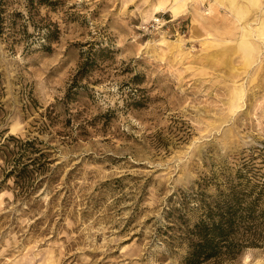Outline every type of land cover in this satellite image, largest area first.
Returning a JSON list of instances; mask_svg holds the SVG:
<instances>
[{"label": "rangeland", "instance_id": "obj_1", "mask_svg": "<svg viewBox=\"0 0 264 264\" xmlns=\"http://www.w3.org/2000/svg\"><path fill=\"white\" fill-rule=\"evenodd\" d=\"M231 193L201 264H264V0H0V264H182Z\"/></svg>", "mask_w": 264, "mask_h": 264}, {"label": "trees", "instance_id": "obj_2", "mask_svg": "<svg viewBox=\"0 0 264 264\" xmlns=\"http://www.w3.org/2000/svg\"><path fill=\"white\" fill-rule=\"evenodd\" d=\"M89 58L81 64L75 79L89 68ZM75 80V82H76ZM254 204L242 205L234 193L217 205L215 213H207L206 218L194 224L191 231L190 247L182 264H201L206 260L223 255L233 257L242 247L256 244L251 237H237L236 229L252 221Z\"/></svg>", "mask_w": 264, "mask_h": 264}, {"label": "built area", "instance_id": "obj_3", "mask_svg": "<svg viewBox=\"0 0 264 264\" xmlns=\"http://www.w3.org/2000/svg\"><path fill=\"white\" fill-rule=\"evenodd\" d=\"M160 21V18L159 17H155L154 20H152L151 23L145 25V27L149 28L150 26H153L155 23L159 22Z\"/></svg>", "mask_w": 264, "mask_h": 264}, {"label": "bare ground", "instance_id": "obj_4", "mask_svg": "<svg viewBox=\"0 0 264 264\" xmlns=\"http://www.w3.org/2000/svg\"><path fill=\"white\" fill-rule=\"evenodd\" d=\"M221 1H222V0H221ZM249 3H250V2H249ZM182 5H183V4H182ZM175 6H176V4H175ZM178 6H179V5L177 4V7H176V8H178ZM179 7H180V6H179ZM181 7H182V6H181ZM181 7H180V8H181ZM183 7H184V5H183ZM173 8H175V7L173 6ZM176 10H177V9H176ZM172 12H173V11H172ZM175 15H176V14H175ZM175 15H174V16H175ZM193 23H194V22H193Z\"/></svg>", "mask_w": 264, "mask_h": 264}]
</instances>
